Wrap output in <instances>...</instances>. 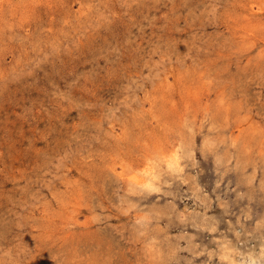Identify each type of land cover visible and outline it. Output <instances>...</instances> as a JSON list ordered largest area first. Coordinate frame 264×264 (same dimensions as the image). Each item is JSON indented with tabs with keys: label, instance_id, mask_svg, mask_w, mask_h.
I'll return each instance as SVG.
<instances>
[{
	"label": "rangeland",
	"instance_id": "374dc122",
	"mask_svg": "<svg viewBox=\"0 0 264 264\" xmlns=\"http://www.w3.org/2000/svg\"><path fill=\"white\" fill-rule=\"evenodd\" d=\"M0 264H264V0H0Z\"/></svg>",
	"mask_w": 264,
	"mask_h": 264
},
{
	"label": "bare ground",
	"instance_id": "6f19581e",
	"mask_svg": "<svg viewBox=\"0 0 264 264\" xmlns=\"http://www.w3.org/2000/svg\"><path fill=\"white\" fill-rule=\"evenodd\" d=\"M177 152V151H176ZM178 153V152H177ZM173 155H175L174 153H172ZM171 154V155H172ZM173 158V157H172ZM175 158H176V156H175ZM152 167V166H151ZM153 168V167H152ZM151 168V169H152ZM149 170V169H148ZM154 171V170H153ZM138 174H139V172H138ZM137 175V174H136ZM137 177H140V176H137ZM136 178V177H135ZM140 178H142V177H140ZM134 179V178H133ZM134 181H136L135 179H134ZM136 183V182H135ZM138 183V182H137ZM145 183V182H144ZM139 184H141V183H139ZM148 184V183H147ZM137 185V184H136ZM150 185V184H149ZM140 186V185H139ZM154 186V185H153ZM146 188V187H145ZM260 256V255H259Z\"/></svg>",
	"mask_w": 264,
	"mask_h": 264
}]
</instances>
